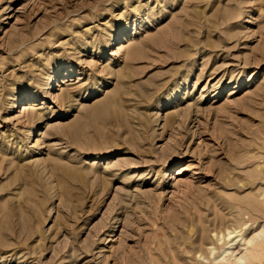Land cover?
<instances>
[{
    "label": "rangeland",
    "instance_id": "374dc122",
    "mask_svg": "<svg viewBox=\"0 0 264 264\" xmlns=\"http://www.w3.org/2000/svg\"><path fill=\"white\" fill-rule=\"evenodd\" d=\"M262 189L264 0H0V264H210Z\"/></svg>",
    "mask_w": 264,
    "mask_h": 264
},
{
    "label": "bare ground",
    "instance_id": "6f19581e",
    "mask_svg": "<svg viewBox=\"0 0 264 264\" xmlns=\"http://www.w3.org/2000/svg\"><path fill=\"white\" fill-rule=\"evenodd\" d=\"M124 44V43H122ZM120 44V48L123 46ZM123 48V47H122ZM44 87L47 92L50 91V85L55 82L53 76ZM55 87V85H54ZM54 89V88H53ZM35 95L30 94V98ZM16 102L12 103L15 107ZM28 112L34 111L33 107H24ZM35 127L31 130L30 136ZM259 189V188H258ZM258 198L253 200L244 212V216L248 215V219L237 227L238 230H228L226 233L228 246L223 247L221 252L213 257L210 264H264V190L258 192ZM248 205V204H247ZM243 212V211H242ZM238 215V214H237ZM243 215V214H242ZM252 233L248 238L246 231ZM236 233V234H234ZM223 237L222 235L220 236ZM214 249V248H213ZM206 256V255H205ZM205 258V257H203Z\"/></svg>",
    "mask_w": 264,
    "mask_h": 264
}]
</instances>
